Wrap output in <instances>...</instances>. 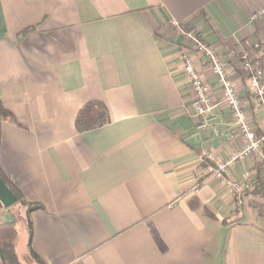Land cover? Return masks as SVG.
<instances>
[{
    "label": "crops",
    "instance_id": "crops-1",
    "mask_svg": "<svg viewBox=\"0 0 264 264\" xmlns=\"http://www.w3.org/2000/svg\"><path fill=\"white\" fill-rule=\"evenodd\" d=\"M262 7L264 0H0V101L16 121L0 123V172L26 205L40 206L13 214L28 264L36 263L27 220L44 264H264L257 156L226 169L234 182L256 173L253 190L239 196L206 173L246 141L209 67L172 25L215 51L259 136L264 115L242 57L264 61L263 48L252 49L264 42V18L250 21ZM182 51L211 99L204 118L190 110ZM90 101L110 121L79 133L76 114ZM12 208L1 206L0 215Z\"/></svg>",
    "mask_w": 264,
    "mask_h": 264
},
{
    "label": "built area",
    "instance_id": "built-area-1",
    "mask_svg": "<svg viewBox=\"0 0 264 264\" xmlns=\"http://www.w3.org/2000/svg\"><path fill=\"white\" fill-rule=\"evenodd\" d=\"M262 18H264V7L255 12L250 17V21H259ZM172 25L177 28L180 34L190 40L194 50L202 57L203 62L209 67L221 90L220 101L229 110L232 120L246 141L241 151L229 161L215 165L208 163L206 166V173L219 180L229 193L234 196H239L244 192L253 190L256 173L252 169H249L244 173L241 181L234 182L225 178L224 174L226 169L237 159L242 160L250 156H257L259 169L261 170L259 173V183L264 186V133L257 136L254 131V125L247 120L242 109L241 100L230 79L228 70L221 63L215 51L200 41L193 31L183 30L174 22ZM263 47L264 42L254 43L252 45L253 50H260ZM180 56L182 74L192 91L190 110L194 117L204 118L211 111L213 106L207 94L202 74L196 69L194 59L187 55L186 51H182ZM242 59L243 69L245 74H247V88L258 98L260 111L264 115V84H262L264 79V61L260 64H254L249 59L248 55L243 56ZM211 132L215 136L218 134L215 127H212ZM206 159L212 162V154H209Z\"/></svg>",
    "mask_w": 264,
    "mask_h": 264
},
{
    "label": "trees",
    "instance_id": "trees-1",
    "mask_svg": "<svg viewBox=\"0 0 264 264\" xmlns=\"http://www.w3.org/2000/svg\"><path fill=\"white\" fill-rule=\"evenodd\" d=\"M33 31H35V27L27 28L18 34V38L24 37ZM262 50H263V54L261 58L264 59V47ZM96 109L98 110L97 112H95ZM2 120H7L16 124L15 118L12 115V113L7 111L3 107L0 101V123L2 122ZM109 121L110 120H109L108 111L104 107V105L98 101H90L86 103L77 112L74 121V126L76 131L81 133V132H87L100 128L108 124ZM204 162H207V160H204ZM0 178L8 186L11 192L15 195V197L17 198V203L22 206H27V214H30L34 210L40 209V206L26 205L22 200V196L20 195V193L12 185L9 184V182L5 179V177L2 175L1 172H0ZM259 186L261 187L263 185H259ZM0 208H1V204H0ZM203 213L206 217L214 218L211 212L207 209L203 208ZM27 228H28L27 247L30 258L36 264H44L40 260L38 255H36L31 248L32 227L29 220H27ZM17 240H18V232L16 228V223L12 221L1 223L0 224V264H22L18 259V256L15 251Z\"/></svg>",
    "mask_w": 264,
    "mask_h": 264
},
{
    "label": "rangeland",
    "instance_id": "rangeland-1",
    "mask_svg": "<svg viewBox=\"0 0 264 264\" xmlns=\"http://www.w3.org/2000/svg\"><path fill=\"white\" fill-rule=\"evenodd\" d=\"M264 188V186H263ZM21 205H19L18 203L16 205L13 206V210H11V212L6 211L4 212L3 215H0V219L5 221V222H10L13 219V214L16 215V212L18 211L19 207ZM22 222H17L16 223V228H17V232H18V240L16 243V254L18 256V259L20 260V262L22 264H28L27 261L24 259L23 254L25 253V246H26V236L22 231Z\"/></svg>",
    "mask_w": 264,
    "mask_h": 264
},
{
    "label": "water",
    "instance_id": "water-1",
    "mask_svg": "<svg viewBox=\"0 0 264 264\" xmlns=\"http://www.w3.org/2000/svg\"><path fill=\"white\" fill-rule=\"evenodd\" d=\"M0 204L4 209H10L17 204V198L0 178Z\"/></svg>",
    "mask_w": 264,
    "mask_h": 264
}]
</instances>
